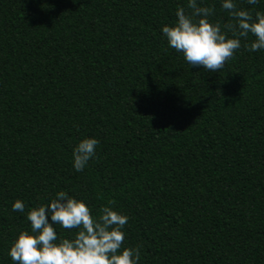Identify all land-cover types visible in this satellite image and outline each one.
<instances>
[{
    "label": "trees",
    "instance_id": "trees-1",
    "mask_svg": "<svg viewBox=\"0 0 264 264\" xmlns=\"http://www.w3.org/2000/svg\"><path fill=\"white\" fill-rule=\"evenodd\" d=\"M187 3L0 0V264L59 191L127 216L138 264H264V50L249 34L220 71L191 67L162 33ZM85 138L99 144L76 172ZM54 227L57 243L78 231Z\"/></svg>",
    "mask_w": 264,
    "mask_h": 264
},
{
    "label": "clouds",
    "instance_id": "clouds-1",
    "mask_svg": "<svg viewBox=\"0 0 264 264\" xmlns=\"http://www.w3.org/2000/svg\"><path fill=\"white\" fill-rule=\"evenodd\" d=\"M259 0H247L250 5ZM222 9L232 21L221 26L209 17L214 8L198 6L197 0H188L187 9L178 6L174 26H164L162 33L169 47L182 53L191 67H202L215 73L234 58L241 41L249 34L255 37L244 47L250 52L264 50V13L238 9L234 0H222ZM232 34L229 38L228 33ZM99 141L85 138L73 150V167L82 172L96 155ZM109 201V204H114ZM25 205L17 200L13 212H24ZM49 217L51 223L49 222ZM31 231H22L9 249L13 264H138L140 248H123L128 217L109 206L100 209L93 217L90 208L82 201L59 191L47 205L32 208L27 214ZM55 225L66 230H78L72 239L64 238L57 243Z\"/></svg>",
    "mask_w": 264,
    "mask_h": 264
}]
</instances>
